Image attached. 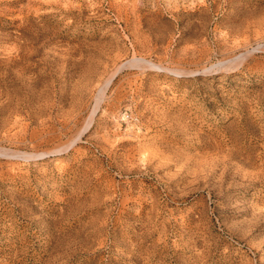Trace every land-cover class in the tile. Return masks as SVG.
Listing matches in <instances>:
<instances>
[{"label":"rangeland","instance_id":"374dc122","mask_svg":"<svg viewBox=\"0 0 264 264\" xmlns=\"http://www.w3.org/2000/svg\"><path fill=\"white\" fill-rule=\"evenodd\" d=\"M0 147V264H264V0H0Z\"/></svg>","mask_w":264,"mask_h":264},{"label":"bare ground","instance_id":"6f19581e","mask_svg":"<svg viewBox=\"0 0 264 264\" xmlns=\"http://www.w3.org/2000/svg\"><path fill=\"white\" fill-rule=\"evenodd\" d=\"M62 10H63V9H62ZM258 33H259V32H258ZM239 54H240V53H239ZM239 56H242V55L240 54ZM243 56H244V55H243ZM238 58H239V57H238ZM243 58H245V57H242V59H243ZM236 59H237V58H236ZM240 60H241V59H240ZM240 60H239V65L241 64V63H240ZM229 61H230V60H229ZM231 61H232V60H231ZM231 61H230V62H231ZM227 62H228V59H227ZM221 63H222V62H221ZM225 63H226V61H225ZM225 63H224V64H225ZM232 63H233V62H232ZM218 64H219V62H218ZM227 64H228V63H227ZM228 65H230V64H228ZM159 67H160V66H159ZM201 68H203V67H201ZM208 68H209V67H208ZM176 69H177V68H176ZM178 69H179V68H178ZM178 69H177V70H178ZM205 69H206V68H205ZM168 70H169V69H168ZM177 70H173L172 72H175L176 74H179V73L181 74V73H184V72H185V71H184V72H183V71L180 72V71H177ZM179 70H181V69H179ZM199 71H200V70H199ZM206 71H207V70H206ZM186 72H187V70H186ZM192 72H193V71H192ZM203 72H204V71H203ZM186 74H187V73H186ZM186 74H185V75H186ZM188 74H189V73H188ZM98 98H99V97H98ZM98 98H97V101H96V102L99 103ZM101 99H102V98H101ZM96 108H97V107H96ZM96 108H94V109H96ZM94 109H92V110H94ZM94 112H95V111H94ZM90 115H91V114H90ZM90 117H91V116H90ZM89 120H90V119H89ZM88 123H89V122H88ZM150 146H151V145H150ZM0 148H1V147H0ZM63 148H64V147H63ZM2 149H3V148H2ZM64 149H65V148H64ZM3 150H4V149H3ZM57 150H58V149H57ZM160 150H161V149H160ZM4 151L6 152V150H4ZM4 151H3V152H4ZM55 151H56V150H55ZM1 152H2V151H1ZM7 152H9V150H7ZM7 152H6V153H7ZM12 152H13V151H12ZM51 152H52V151H51ZM60 152H61V151H60ZM138 152H139V151H138ZM142 152H143V151H142ZM13 153H14V152H13ZM18 153H19V152H18ZM52 153H53V152H52ZM56 153H57V152H56ZM58 153H59V152H58ZM10 154H11V153H10ZM16 154H17V153H16ZM26 154H27V153H26ZM28 154H29V153H28ZM31 154H32V153H30L29 155H31ZM38 154H39V153H37V155H38ZM146 154H148V153H146ZM152 154H153V153H152ZM0 155H1V154H0ZM4 155H6V154H4ZM18 155H20V154H18ZM32 155H34V154H32ZM37 155H35V156H37ZM41 155H42V152H41ZM41 155H40V156H41ZM1 156H2V155H1ZM12 156H13V155H12ZM21 156H22V155H21ZM24 156H26V155H24ZM22 157H23V156H22ZM25 158H26V157H25ZM154 158H155V157H154ZM7 159H8V157H7ZM25 160H26V159H25ZM191 160H192V159H191ZM222 161H223V160H222ZM196 162H197V160H196ZM203 165H204V164H203ZM211 165H212V164H211ZM198 166H199V165H198ZM202 169H203V168H202ZM193 173H194V172H193ZM196 173H197V172H196ZM6 175H7V174H6ZM1 178H2V177H1ZM256 212H257V211H256ZM255 214H256V213H255Z\"/></svg>","mask_w":264,"mask_h":264}]
</instances>
